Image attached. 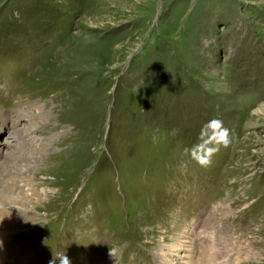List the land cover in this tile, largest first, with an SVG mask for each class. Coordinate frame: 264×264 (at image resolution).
I'll list each match as a JSON object with an SVG mask.
<instances>
[{"label":"rangeland","instance_id":"obj_1","mask_svg":"<svg viewBox=\"0 0 264 264\" xmlns=\"http://www.w3.org/2000/svg\"><path fill=\"white\" fill-rule=\"evenodd\" d=\"M1 202L0 264H264V0H0Z\"/></svg>","mask_w":264,"mask_h":264},{"label":"clouds","instance_id":"obj_2","mask_svg":"<svg viewBox=\"0 0 264 264\" xmlns=\"http://www.w3.org/2000/svg\"><path fill=\"white\" fill-rule=\"evenodd\" d=\"M199 141L190 149H185V154L189 155L199 165L206 167L211 164L212 157L219 151V146L227 148L230 145L231 131L224 126L222 120L211 119L202 127ZM181 167H186V164L182 163ZM0 246H2V242H0ZM109 255L113 256L112 249ZM57 261H59V264H70V260L65 253L57 254L53 252L49 264H57Z\"/></svg>","mask_w":264,"mask_h":264},{"label":"bare ground","instance_id":"obj_3","mask_svg":"<svg viewBox=\"0 0 264 264\" xmlns=\"http://www.w3.org/2000/svg\"><path fill=\"white\" fill-rule=\"evenodd\" d=\"M13 210L15 211L14 208H13ZM7 214L9 215V213L7 212L6 204H4L3 202H1L0 203V221H2V222H0V229L6 230V227L7 226H12V222H11L12 219H8V220L6 219ZM167 247L170 248V245L168 244ZM164 249H166V248H164ZM167 253H168V250H167L166 253H164V254H166L165 256H167ZM168 261H170L171 264H174L172 260H168Z\"/></svg>","mask_w":264,"mask_h":264}]
</instances>
